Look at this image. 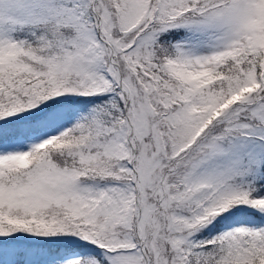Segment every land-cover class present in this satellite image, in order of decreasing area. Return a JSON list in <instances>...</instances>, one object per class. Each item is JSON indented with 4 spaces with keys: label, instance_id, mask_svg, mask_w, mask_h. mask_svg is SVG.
<instances>
[{
    "label": "snow or ice",
    "instance_id": "snow-or-ice-1",
    "mask_svg": "<svg viewBox=\"0 0 264 264\" xmlns=\"http://www.w3.org/2000/svg\"><path fill=\"white\" fill-rule=\"evenodd\" d=\"M0 264H264V0H0Z\"/></svg>",
    "mask_w": 264,
    "mask_h": 264
}]
</instances>
